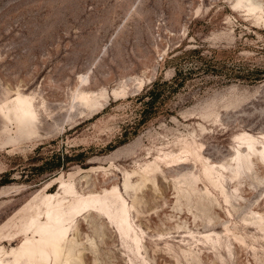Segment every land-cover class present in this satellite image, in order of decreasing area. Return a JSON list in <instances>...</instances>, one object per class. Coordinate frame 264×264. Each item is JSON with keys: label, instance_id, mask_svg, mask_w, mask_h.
Returning a JSON list of instances; mask_svg holds the SVG:
<instances>
[{"label": "rangeland", "instance_id": "374dc122", "mask_svg": "<svg viewBox=\"0 0 264 264\" xmlns=\"http://www.w3.org/2000/svg\"><path fill=\"white\" fill-rule=\"evenodd\" d=\"M237 1L0 0V105L18 92L35 96L44 124L39 138L0 145V190L8 187L0 195V227L20 220L37 195L57 193L58 185L47 186L56 177L69 180L73 174L78 190L86 193L114 185L123 189L126 173L159 162L167 178L139 191L144 198L136 217L150 264H196L181 248L208 230L224 235V220L248 234L250 246L234 244L235 257L222 252L224 260L201 246L203 264H264L263 234L242 223L251 216L248 208L264 213V183L243 182L245 200L236 202L243 210L235 213L217 190L201 182L221 203L215 210L220 221L209 224L194 198L178 202L174 186L187 168L198 172L200 166L159 160L180 156L184 145L193 143L203 145L212 161H226L237 136L264 134V20L236 7ZM177 68L178 83L161 89L152 120L135 129L143 111L135 98L158 79L171 81ZM84 75L90 83L81 89L111 90L127 82L128 93L98 113L82 114L71 104ZM141 80L146 84L140 89ZM96 225L98 232L87 228L80 237L84 264H133L117 227L100 217Z\"/></svg>", "mask_w": 264, "mask_h": 264}, {"label": "bare ground", "instance_id": "6f19581e", "mask_svg": "<svg viewBox=\"0 0 264 264\" xmlns=\"http://www.w3.org/2000/svg\"><path fill=\"white\" fill-rule=\"evenodd\" d=\"M235 6L246 8L258 22L264 20V0H238ZM88 83L90 76H81L72 96L71 109L80 108L82 114L98 113L106 108L112 98L128 93L127 82L111 90L87 91L80 88V85ZM145 84L141 80L139 88ZM41 110L35 96L21 92L1 104L0 139L3 138V141H0V145L16 146L39 138L44 125ZM235 140L237 146L226 161H212L202 152L203 145L193 143H186L180 156L168 154L159 158L165 164H169L168 159L173 162L184 159L200 166L198 172L187 168L174 180V186L178 202L182 199L190 202L194 198L200 216L205 217L209 224L220 221V215L215 210L221 207V203L208 186L219 192L233 212L239 213L243 207L236 206V202L245 200L243 182L251 179L258 185L264 183V178L259 177L260 169H264V134L255 136L243 133ZM165 173L159 162L149 163L141 172L126 173L123 189L114 185L101 192L87 193L78 190L73 174L69 175V180H65L64 175L52 179L47 186L58 185L60 189L57 193L47 191L37 195L22 209L20 220L11 219L0 227V264H84L80 237L87 228H95L98 232L96 219L99 217L117 227L133 255V264H150L145 232L136 222L140 214L138 205L144 198L140 197L139 191L149 182L156 185L160 176L167 178ZM135 175H138L136 181L133 179ZM201 182L208 186L201 188ZM6 188L0 190V195L6 193ZM248 209L251 216L242 217L244 228L255 226L264 238V213ZM228 215L233 216L231 210ZM220 222L225 230L224 235L208 230L201 237L192 236L193 243L189 241L187 248H181L188 262L203 264L201 246H209L215 251L216 258L221 260H224L222 252L235 257L236 246H250L247 243L248 234H242L236 224L231 225L228 220ZM13 229L15 231L11 232ZM17 239L20 240L17 246L11 244L8 248L5 245ZM167 245L175 253L174 245Z\"/></svg>", "mask_w": 264, "mask_h": 264}, {"label": "trees", "instance_id": "16d2710c", "mask_svg": "<svg viewBox=\"0 0 264 264\" xmlns=\"http://www.w3.org/2000/svg\"><path fill=\"white\" fill-rule=\"evenodd\" d=\"M177 74L171 81H163L161 79L156 80L150 89L146 91L144 94L139 95L135 98L136 101L141 102L143 104V111L141 112V117L135 122L134 128L142 126L143 124L148 123L152 120L151 113L157 109V103L162 97L161 89L164 87H175L178 83L179 75L181 74V70L177 68ZM127 140L122 141L126 143Z\"/></svg>", "mask_w": 264, "mask_h": 264}]
</instances>
